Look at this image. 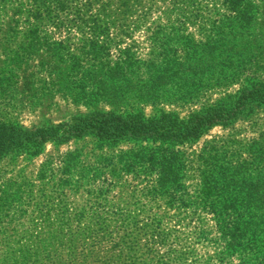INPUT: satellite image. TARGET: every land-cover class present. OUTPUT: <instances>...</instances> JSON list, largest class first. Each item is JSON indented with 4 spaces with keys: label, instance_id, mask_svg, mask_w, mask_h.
Returning <instances> with one entry per match:
<instances>
[{
    "label": "trees",
    "instance_id": "obj_1",
    "mask_svg": "<svg viewBox=\"0 0 264 264\" xmlns=\"http://www.w3.org/2000/svg\"><path fill=\"white\" fill-rule=\"evenodd\" d=\"M73 2L0 0V18L9 19L0 23V30L15 26L14 16L24 17L26 52L19 57L18 71L28 77L25 64L43 53L47 61H40L39 73L49 83H43L42 91L98 93L83 74L72 81L68 67L74 59L100 64L106 67L100 93H117L116 102L128 108L71 126L63 140L85 143L91 138L92 147L83 144L56 158L48 156L38 168L40 185L56 196L81 189H88L90 197L120 194L117 199L125 197L128 205L141 196L148 205L160 202L164 210L176 208L181 219L197 222L200 234L206 232L208 217L218 264H233L234 259L238 264H264V137L246 140L233 129L264 109V50L261 25L256 23L261 0H124L123 7H113L121 15L120 24L105 16L112 9L108 2L92 6L99 14L107 12L95 27L114 38L123 40L126 33L142 29L145 53L136 43L121 47L114 38L84 39V45L70 53L66 39H52L43 17L70 15ZM64 27L66 23L57 30ZM217 90L223 93L211 103L191 107L185 116L175 111L195 105L197 94ZM214 128L223 134L186 155L187 147ZM57 129L0 126V161L22 153L34 157L44 153L49 142L61 144ZM125 143L129 145L122 150ZM4 193L0 206H22L19 191ZM97 257L91 264H106L103 256Z\"/></svg>",
    "mask_w": 264,
    "mask_h": 264
},
{
    "label": "rangeland",
    "instance_id": "obj_2",
    "mask_svg": "<svg viewBox=\"0 0 264 264\" xmlns=\"http://www.w3.org/2000/svg\"><path fill=\"white\" fill-rule=\"evenodd\" d=\"M123 1L93 0L90 4L85 0H74V12L70 15L61 13L60 17L49 13L44 15L43 23L52 39H66L67 50L73 53L76 47L84 45V39L108 42L114 38L102 27H95L97 23H102L107 12L99 14L92 6L108 2L112 9L105 16L120 24L123 22L121 15L113 7H123ZM258 8L256 23L261 25L264 50V0ZM13 18L17 26L0 30V126L22 127L30 131L57 127L59 137L64 141L68 137L65 132L80 119L128 108L116 102L117 93H100L104 87L101 73L106 67L86 61L79 63L76 59L71 60L68 67L71 80L76 81L83 74L92 79L98 93L42 91L43 83H49V79L41 77L39 65L40 61L47 59L43 53L31 57L24 66L28 77L18 71L19 57L26 52L22 41L24 17ZM8 21V18H0V23ZM64 23L68 27L58 31V25ZM141 31L140 28L130 31L123 40L119 35L114 39L121 47L136 43L138 51L145 53L147 44ZM261 79L264 81V75ZM83 82L89 83L88 80ZM220 93L223 92L199 93L195 105L175 111L185 116L191 107L211 103ZM164 110H172V107H165ZM145 113L149 114L150 108ZM257 114L250 119L251 122L238 123L233 129L246 140L257 139L259 134L264 137V109ZM220 134L223 131L214 128L194 142V146L187 147L186 155L198 151L205 140ZM83 144L89 149L93 141L87 138L85 143L72 140L59 145L49 142L44 153L37 156L29 158L22 153L15 159L6 157L0 161V205L1 194H6L4 192L19 191L23 201L22 206L12 209L0 206V260H5L0 264H91L90 260L97 259V256H103L106 264H218L214 260L218 251L215 232L208 217L203 226L206 232L200 234L197 222L181 219L176 208L164 210L167 207L160 202L155 206L148 205V201L141 196L131 202L133 205H128L130 201L125 197L117 199L120 194L113 193L116 196L105 198L90 197L86 193L88 189H81L75 195L65 192L56 196L50 188L40 185L38 168L48 156L56 158L59 153ZM127 145L125 143L122 150ZM124 178L131 182V179ZM91 252L101 254L89 257ZM233 264H238V260L234 259Z\"/></svg>",
    "mask_w": 264,
    "mask_h": 264
}]
</instances>
